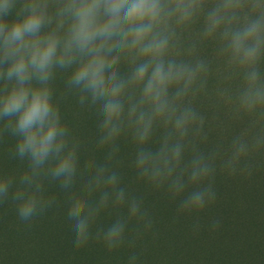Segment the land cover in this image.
Wrapping results in <instances>:
<instances>
[{
  "label": "clouds",
  "instance_id": "obj_1",
  "mask_svg": "<svg viewBox=\"0 0 264 264\" xmlns=\"http://www.w3.org/2000/svg\"><path fill=\"white\" fill-rule=\"evenodd\" d=\"M0 146V206L25 227L63 209L76 252L141 264L151 193L199 232L217 174L264 157V0H0Z\"/></svg>",
  "mask_w": 264,
  "mask_h": 264
},
{
  "label": "rangeland",
  "instance_id": "obj_2",
  "mask_svg": "<svg viewBox=\"0 0 264 264\" xmlns=\"http://www.w3.org/2000/svg\"><path fill=\"white\" fill-rule=\"evenodd\" d=\"M62 114L77 126L82 135L92 130L87 114L76 115L71 98L61 105ZM130 148L122 149L127 154ZM2 152V146H0ZM257 170L251 178H229L217 174V202L202 212L200 231L193 233L196 217H180L173 222L175 204L161 194H146V205L156 221L153 232L137 242L141 264H264V157H255ZM127 172V168L124 169ZM133 177L128 173V180ZM51 190L57 191L55 186ZM143 193L142 186L136 189ZM60 200L63 194L58 192ZM63 209L50 213L31 227L18 223L17 239L21 264H127L128 250L108 256L103 248L89 244L76 252L73 233L63 218ZM14 209L0 206V237H6L9 224L15 222ZM219 218V230H210L211 220ZM105 223L111 218L105 217ZM5 250V249H2ZM5 253V251H4ZM0 259V264L3 263Z\"/></svg>",
  "mask_w": 264,
  "mask_h": 264
},
{
  "label": "trees",
  "instance_id": "obj_3",
  "mask_svg": "<svg viewBox=\"0 0 264 264\" xmlns=\"http://www.w3.org/2000/svg\"><path fill=\"white\" fill-rule=\"evenodd\" d=\"M8 226V228H5L7 231L6 237H0V259L4 260L2 264H21L22 259L20 255L18 257L19 244L21 243L17 239L19 233L17 219Z\"/></svg>",
  "mask_w": 264,
  "mask_h": 264
}]
</instances>
